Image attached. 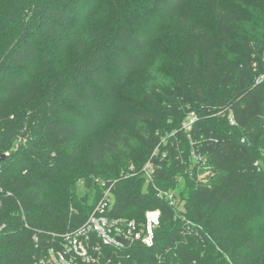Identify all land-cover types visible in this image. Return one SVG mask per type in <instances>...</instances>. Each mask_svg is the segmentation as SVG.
<instances>
[{
    "label": "trees",
    "instance_id": "obj_1",
    "mask_svg": "<svg viewBox=\"0 0 264 264\" xmlns=\"http://www.w3.org/2000/svg\"><path fill=\"white\" fill-rule=\"evenodd\" d=\"M191 1L0 0V264H49L108 188L112 218L161 217L103 264H264V0H214L157 52Z\"/></svg>",
    "mask_w": 264,
    "mask_h": 264
},
{
    "label": "built area",
    "instance_id": "obj_2",
    "mask_svg": "<svg viewBox=\"0 0 264 264\" xmlns=\"http://www.w3.org/2000/svg\"><path fill=\"white\" fill-rule=\"evenodd\" d=\"M263 81L264 76L258 80V82ZM194 121L195 115L192 114L184 128L191 131ZM195 159L198 162L202 161L197 155H195ZM201 168H207L205 162H202ZM143 173L147 182L152 184L155 173L153 164L147 163ZM210 175V172H206L200 175L198 179L207 181ZM158 196L164 197L172 207L180 209L174 193L160 192ZM113 202L112 189L108 188L104 191L102 199L96 205L87 222L78 230L64 236L62 247L57 253L50 252L49 264H79L78 262L82 264H103L102 258L105 246L127 248L119 242V239L130 242V246L134 243H140L146 247L151 246L155 231L160 225V211H147L144 222L136 224L135 221H122L112 218L109 212ZM118 264H122L121 261Z\"/></svg>",
    "mask_w": 264,
    "mask_h": 264
},
{
    "label": "rangeland",
    "instance_id": "obj_3",
    "mask_svg": "<svg viewBox=\"0 0 264 264\" xmlns=\"http://www.w3.org/2000/svg\"><path fill=\"white\" fill-rule=\"evenodd\" d=\"M214 11V0H193L189 3L187 8L184 10V12L181 15V19H178L177 22L173 23L170 26H167L166 28H163L159 34L158 37V43H157V52H160L161 50L168 49L169 46L179 44L181 41V31L183 30L184 26V20L186 19H197L201 22H209L210 19L213 16ZM147 79V74L145 72L136 74L132 76L128 83L125 90L127 92H137L141 86ZM124 124L121 123L117 118L112 117L108 123L106 124L105 129L103 131H99L97 133L92 134V136L89 138V140L84 145V150L87 151L92 142L94 140L101 138L102 134H104L106 131H116L118 129L124 128ZM79 195L84 196L83 200L85 201V198H87V195H85V190L83 186L79 187ZM88 196L92 197L93 192L88 191ZM87 201V200H86Z\"/></svg>",
    "mask_w": 264,
    "mask_h": 264
},
{
    "label": "water",
    "instance_id": "obj_4",
    "mask_svg": "<svg viewBox=\"0 0 264 264\" xmlns=\"http://www.w3.org/2000/svg\"><path fill=\"white\" fill-rule=\"evenodd\" d=\"M5 157H6V156H1V157H0V163L2 162V160H3ZM119 242H121V244H123V245L126 246V247H129V246H130V242H128V241H125V240L119 239Z\"/></svg>",
    "mask_w": 264,
    "mask_h": 264
}]
</instances>
